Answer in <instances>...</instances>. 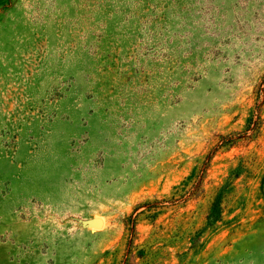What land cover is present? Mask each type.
Here are the masks:
<instances>
[{
	"label": "rangeland",
	"instance_id": "374dc122",
	"mask_svg": "<svg viewBox=\"0 0 264 264\" xmlns=\"http://www.w3.org/2000/svg\"><path fill=\"white\" fill-rule=\"evenodd\" d=\"M0 264H264V0H0Z\"/></svg>",
	"mask_w": 264,
	"mask_h": 264
},
{
	"label": "water",
	"instance_id": "95a60500",
	"mask_svg": "<svg viewBox=\"0 0 264 264\" xmlns=\"http://www.w3.org/2000/svg\"><path fill=\"white\" fill-rule=\"evenodd\" d=\"M101 224H102V221H101L100 219H93V220L91 221V225H92V226H96V227H98V226H101Z\"/></svg>",
	"mask_w": 264,
	"mask_h": 264
},
{
	"label": "trees",
	"instance_id": "16d2710c",
	"mask_svg": "<svg viewBox=\"0 0 264 264\" xmlns=\"http://www.w3.org/2000/svg\"><path fill=\"white\" fill-rule=\"evenodd\" d=\"M219 201V195L217 196V198L213 201L212 206L215 207V205L218 203Z\"/></svg>",
	"mask_w": 264,
	"mask_h": 264
}]
</instances>
